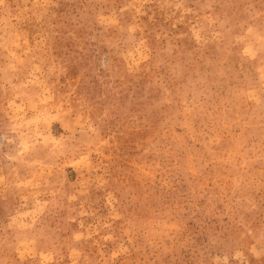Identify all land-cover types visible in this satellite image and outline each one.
I'll return each instance as SVG.
<instances>
[{"label":"rangeland","instance_id":"obj_1","mask_svg":"<svg viewBox=\"0 0 264 264\" xmlns=\"http://www.w3.org/2000/svg\"><path fill=\"white\" fill-rule=\"evenodd\" d=\"M0 264H264V0H0Z\"/></svg>","mask_w":264,"mask_h":264}]
</instances>
